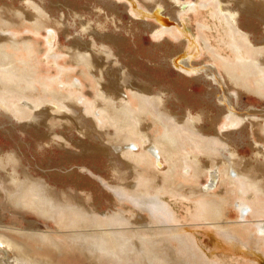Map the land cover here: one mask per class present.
I'll use <instances>...</instances> for the list:
<instances>
[{
	"label": "bare ground",
	"instance_id": "6f19581e",
	"mask_svg": "<svg viewBox=\"0 0 264 264\" xmlns=\"http://www.w3.org/2000/svg\"><path fill=\"white\" fill-rule=\"evenodd\" d=\"M151 1L154 4L149 7ZM141 2L144 6H131L153 18L142 21L151 32L178 36V7L168 9L164 0ZM198 8L207 9L213 23L199 24L198 39L187 36L170 45L177 52L174 65L193 74L203 69L224 90L219 100L227 105L209 118L213 126L206 129H214L211 134L205 133L202 114L171 113L163 96L136 88L133 82L129 92H115L116 88L102 82L109 70L103 58L114 54L110 46L100 49L104 57L88 48L90 44L70 48L67 63L74 67H59L58 73L44 75L38 58L44 49L36 47L33 35L18 36L13 28L25 26L33 32L49 26L53 33L62 22L49 19L46 8L34 0L19 7L0 6V112L13 121L25 120L22 126L37 121L36 127L54 128L64 124L62 119L85 126L88 137L97 133L108 146L110 165L121 175L116 180L99 177L108 191L107 203H102L90 193L58 188L32 170L20 171L19 156L0 148V264H17L12 254L36 264H226L205 249L193 230L177 223L182 219L172 197L192 202L190 218L213 226L219 248L225 243L229 250L244 255V264L264 260V112L242 114L233 107V97L242 90L264 100V43L253 42L250 28L244 30L239 23L241 12H264V0H199L198 6L189 5L187 10ZM213 28L219 37L216 43L206 31ZM107 36L116 44L115 36ZM48 54L59 64L57 51ZM202 54L208 62L199 67L194 58ZM93 68L98 70L90 98L64 86L62 72L69 74L68 79L74 71L77 83L84 78L92 87ZM228 83L231 94L224 86ZM241 141L251 146L250 154L240 153ZM75 143L83 157L107 150L81 138ZM163 160L166 171H162ZM82 169L93 173L82 164L61 178L78 179ZM203 177L205 181L200 182ZM219 181L222 186L217 190ZM235 205L238 219L227 221ZM6 210L11 211L8 223L3 221ZM28 213L43 226L32 225L25 217ZM21 219L30 224L19 226Z\"/></svg>",
	"mask_w": 264,
	"mask_h": 264
},
{
	"label": "rangeland",
	"instance_id": "374dc122",
	"mask_svg": "<svg viewBox=\"0 0 264 264\" xmlns=\"http://www.w3.org/2000/svg\"><path fill=\"white\" fill-rule=\"evenodd\" d=\"M34 1L46 8L49 19L52 18V21L57 20L62 22L60 24L61 27L57 28L53 33L52 28L49 26L38 31L33 30V32L30 31L29 27L25 26L13 28L18 36L33 35L36 47L44 49L38 56L40 65L44 69V75H53L54 72L58 73L59 67L70 69L69 67L72 65L67 63L70 48H85L90 44L88 48L93 49L95 53H99L104 57L106 53L100 49H108L106 46H110L114 54L108 58H103V61L106 62L105 67L109 68V70H106L102 82H105L110 88H116L115 92H120L121 90L129 92V87L132 86L130 82H133L136 88L142 90L147 88L153 94L163 96L166 108L171 113L183 115L188 111L192 114H202L203 119L201 124L205 128V133H213L214 129L208 132L209 130L206 127L213 126L209 118L217 114V109H220L222 105H227V103L219 100L220 95L224 94V90L217 81L213 80L211 76L206 75L203 69L193 74L174 65L173 58L175 60L178 59L177 57L175 58L177 52H173L170 45L172 43L179 44L178 42L182 41V39L187 40V36L192 39H198L200 25L213 23V18L207 9L198 8V11L187 10L189 5L196 4L198 6L199 0H164V3L169 7L168 9H176L177 7V10L179 9V16H176L178 36L169 34L157 36L154 32H151L150 28L144 25L142 21H152L153 18L139 14L136 6H131L133 4L144 6L141 0H110V3H114V5L110 4L109 0ZM181 3L182 5H180ZM26 4L27 0H0V6L19 7ZM153 4L151 1L148 3V6L152 7ZM180 9L183 10L180 11ZM241 17L243 18L240 19L239 23L244 30H249L250 28L249 34L252 41L255 43L262 41L264 43V12L259 9L247 14L241 12ZM87 25H92L90 30L86 27ZM206 31L211 34L213 43H216V38H219L216 30L213 28L210 31ZM107 34L115 36L114 42L116 44L108 40ZM117 37L118 39H116ZM91 40L93 44L90 43ZM223 49L228 54V49ZM49 51L58 52L59 64L49 56ZM182 54L180 53V55ZM205 57L206 54H202L194 58V62L198 63L197 66L200 67L208 62L204 60L206 59ZM96 69H92L94 74L90 73L92 87L86 85L88 80L86 81L84 78H82L83 85L77 83L75 76L72 75L75 74L74 71H71L68 79L69 74L62 72L65 80L64 86L67 89L71 87L75 92H83V97L90 98L88 96L89 91H95L93 89L96 86L94 77L97 74L98 69ZM195 76L199 77L196 79ZM230 85V83L224 85L227 94H231V90L228 89ZM122 94L124 97L127 95L126 93ZM233 107L238 113L242 114H245L247 110L251 112L253 110L264 112V100L255 94L242 90L239 96L233 97ZM24 121H13L8 115L0 112V148L4 151H13L19 156V166L21 167L18 168L20 171L23 168L29 172L32 170L31 173L37 176L43 175L50 184L52 183V185L58 188H64L85 195L90 193L93 197H98V200L102 203H107L105 194L108 191L101 184L102 182L99 177L101 176L105 180H116L121 175L112 169L108 160V155L110 154L109 148L108 146H104V142L100 140L97 133L93 138L88 137L86 134H89V130L85 126H81L80 124L81 127L78 124L75 126L72 121L66 122L64 119L61 120L64 121V124L57 125L54 128H50L45 124H38L39 126L37 125L38 127H36L34 123L37 121H31L26 126H22V122ZM57 135L58 137H56ZM78 138L94 144L100 143L107 150H99L96 155L93 154L92 156L89 154L83 157L80 154L81 151H79L80 147L75 143ZM61 141H65L66 147L60 145ZM114 144L117 145L115 142ZM241 144L239 146L240 153L244 155L250 154L252 151L251 146L245 144V142L242 143V141ZM163 162L162 171H166L167 163L165 160ZM82 164L93 173L82 169L85 174H82L83 177L81 175L78 179L73 176H70L71 178H61L63 173L75 169ZM200 180V182H204L205 177ZM218 184L215 187L217 190L222 186L220 181ZM172 201L176 203L172 202L182 219L177 223L181 226L184 224V227L193 230L205 249L209 253H212L211 255L215 254L217 257L219 256L226 264H244L243 260L247 262V258L244 255L236 253L233 249L229 250L225 243L223 248L217 246V242L213 236V226L206 224V221L190 218L188 212H192L194 208V205H189L192 203L191 201L189 203V200L186 198L174 199V197H172ZM236 205L238 204L236 203ZM236 205L232 207L233 209H230L231 217L227 221L238 219L237 214L239 210ZM99 208L102 209L103 206L100 205ZM5 212L6 216L3 221L8 223L11 211L6 210ZM25 217L33 221L34 224L32 223V225L43 226V222L36 219L32 214L28 213ZM29 224L25 219H21L19 226L25 227ZM235 253L238 255H235ZM12 255V258L15 257L17 259V264H36L34 261L21 258L17 254ZM6 262L8 261L5 260ZM44 263L46 264L45 261ZM58 264L80 263L77 261L73 263L66 261L65 263L60 262ZM258 264H264V260H261Z\"/></svg>",
	"mask_w": 264,
	"mask_h": 264
}]
</instances>
